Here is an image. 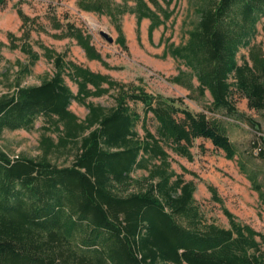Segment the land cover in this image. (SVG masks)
Instances as JSON below:
<instances>
[{
    "label": "trees",
    "instance_id": "obj_1",
    "mask_svg": "<svg viewBox=\"0 0 264 264\" xmlns=\"http://www.w3.org/2000/svg\"><path fill=\"white\" fill-rule=\"evenodd\" d=\"M7 1L0 0V5ZM174 1L77 0V6L109 17L119 31L116 42L128 51L123 16H136L138 35L142 20L150 19L152 36L172 16ZM17 12L23 25L34 24L35 17L22 8ZM195 12L198 20L187 32V41L171 43L165 51L190 70L171 81L188 82L187 87L200 96L209 92L212 114L222 109L236 113L260 131L255 119L237 110L235 98L243 97L250 109L264 111V40L254 42L264 18V0H198ZM51 24L60 30L49 33L52 37L75 39L89 59L109 66L82 27L64 23L57 15ZM31 31L23 27L19 37L9 34L10 47L20 49L28 60L17 62L15 91L0 95V134L6 129L31 130L41 116L48 122L43 128L56 133L57 141L43 136L38 159L25 155L11 159L0 147V264H264V233L238 222L226 207L229 228L206 221L196 202L195 183L172 169L167 148L192 160L190 148L199 137L211 140L234 160L237 149L223 123L205 110L183 107L182 97L153 95L143 87L132 91V86L78 64L68 52L40 41L36 44L53 63L54 73L40 84L22 85L21 79L32 73L42 56L30 42ZM241 48L248 53L240 63ZM2 76L10 80L7 71ZM67 78L77 84V93ZM111 89L116 106L87 102ZM129 99L143 103L144 122L148 113L154 115L156 133L143 123L146 135L137 138L141 115L131 109ZM73 100L88 108L84 119L70 109ZM260 138L264 145V135ZM258 145L264 157V148ZM71 147L75 148L71 165L58 166L49 159L53 152ZM153 158L159 163L150 166ZM239 167L264 203L257 171H250L245 161H239ZM136 168L148 170L142 179L145 188L129 192ZM209 190L222 202L215 186Z\"/></svg>",
    "mask_w": 264,
    "mask_h": 264
},
{
    "label": "rangeland",
    "instance_id": "obj_2",
    "mask_svg": "<svg viewBox=\"0 0 264 264\" xmlns=\"http://www.w3.org/2000/svg\"><path fill=\"white\" fill-rule=\"evenodd\" d=\"M198 0H176L171 4L174 8L173 14L166 21L157 27L152 36L149 33L150 19L141 22V39L137 32L136 17L133 14H125L122 18V28L126 36L128 51L125 50L116 39L119 31L112 24L109 17L99 15L94 12L82 11L77 6V0H8L6 5H0V95L4 93H13L15 91L16 71L18 70V60L27 63L28 57L20 49L10 47V33L16 36L22 35V28H32L30 42L42 56L40 60L32 67V73L21 79L22 85L40 84L43 78L54 73V65L43 55V51L36 44L37 41L45 43L47 46L58 52H68V58L78 64L91 68L95 72L107 75L113 80L119 81L127 86H132V91L143 87L148 93L153 95H162L164 97H182L183 107H187L193 112L205 110L208 116L218 118L225 126L230 139L234 142L237 155L234 160H229L225 152L215 148L211 140L203 137L196 138L190 151L193 159L190 160L181 156L172 149L167 148L171 155L172 169L182 174L185 180H191L196 185L194 193L196 202L200 208L204 219L208 222H214L221 227H230L228 217L223 208H228L236 217V220L242 224H249L257 231L264 233V203L259 194L254 190L248 176L241 171L239 161H245L250 171H257L258 180L264 188V157L258 152V146L264 148L261 142V135H264V111H255L250 109L247 100L243 97H236L235 104L239 112L245 113L258 122L260 131L254 129L246 117L236 113L230 114L226 110H217L213 114L209 110L211 105V96L209 92L205 96H200L198 92L185 85L176 84L171 79L181 71L190 73V70L180 59L173 57L169 52L165 55L169 44L179 45L187 41V32L193 28L198 20L195 12V6ZM176 5V6H175ZM35 17L36 20L27 26L19 16L17 9ZM57 15L64 23L71 21L77 26L82 27L92 36V43L102 54L104 60L109 66L104 65L99 60L89 59L72 38L58 39L52 37L49 33L60 32L53 28L51 18ZM66 17L67 20H66ZM264 18L258 23V34L254 42L264 40L263 30ZM42 27L46 28L45 32ZM101 31L107 32L115 41L109 43L101 34ZM248 49L241 48L238 53V60L242 62V56L247 55ZM116 67V68H115ZM9 73L10 80L2 76L5 72ZM184 82L187 77H183ZM67 83L71 89L77 93L78 86L67 78ZM196 86V78L192 80ZM107 87L108 84H104ZM111 93L101 96H91L87 102L101 104L108 108L116 106V101ZM131 109L138 111L141 119L136 123L135 130L138 133L137 138L143 139L146 135V129L156 133L158 121L152 113H148L144 122V105L140 101L128 100ZM70 109L79 117L84 119L88 114V108L73 100ZM179 117H182L179 115ZM48 125L44 117H38L35 127L31 130L15 129L4 130L0 134V147L11 159L25 155L27 157L40 158L43 154L41 148V139L43 136H51L57 141V134L43 128ZM75 148L71 147L66 151H56L49 155V159L58 166H68L73 162ZM159 163L158 159H151L149 165ZM187 168L186 172L183 168ZM148 175V170L136 168L131 172L132 182L129 192H135L145 188L142 179ZM213 185L217 189V195L222 200L218 202L212 196L209 186ZM263 241L261 238H258ZM264 247V241L262 242ZM169 264V263H168Z\"/></svg>",
    "mask_w": 264,
    "mask_h": 264
},
{
    "label": "water",
    "instance_id": "obj_3",
    "mask_svg": "<svg viewBox=\"0 0 264 264\" xmlns=\"http://www.w3.org/2000/svg\"><path fill=\"white\" fill-rule=\"evenodd\" d=\"M101 34L107 39L109 43H114L115 39L110 36L107 32L101 31Z\"/></svg>",
    "mask_w": 264,
    "mask_h": 264
},
{
    "label": "crops",
    "instance_id": "obj_4",
    "mask_svg": "<svg viewBox=\"0 0 264 264\" xmlns=\"http://www.w3.org/2000/svg\"><path fill=\"white\" fill-rule=\"evenodd\" d=\"M134 15V14H133ZM136 17V16H135ZM147 18H144L143 19V21H145ZM143 21H142V23H143ZM147 21V20H146ZM148 22V21H147ZM142 26V25H141ZM141 30H142V27H141ZM154 32V31H153ZM141 36H142V31L140 32V34H139V38L141 39ZM73 91V90H72ZM74 92V91H73ZM75 93V92H74Z\"/></svg>",
    "mask_w": 264,
    "mask_h": 264
}]
</instances>
